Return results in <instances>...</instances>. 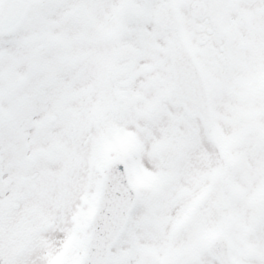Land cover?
<instances>
[{
  "label": "snow or ice",
  "instance_id": "obj_1",
  "mask_svg": "<svg viewBox=\"0 0 264 264\" xmlns=\"http://www.w3.org/2000/svg\"><path fill=\"white\" fill-rule=\"evenodd\" d=\"M0 264H264V0H0Z\"/></svg>",
  "mask_w": 264,
  "mask_h": 264
}]
</instances>
